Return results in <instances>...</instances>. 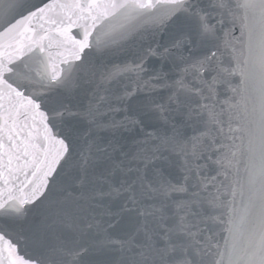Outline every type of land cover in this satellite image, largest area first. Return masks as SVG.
Returning a JSON list of instances; mask_svg holds the SVG:
<instances>
[{
  "label": "snow or ice",
  "instance_id": "snow-or-ice-1",
  "mask_svg": "<svg viewBox=\"0 0 264 264\" xmlns=\"http://www.w3.org/2000/svg\"><path fill=\"white\" fill-rule=\"evenodd\" d=\"M0 264H264V0H0Z\"/></svg>",
  "mask_w": 264,
  "mask_h": 264
}]
</instances>
